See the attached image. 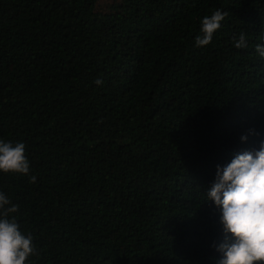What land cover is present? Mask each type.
Masks as SVG:
<instances>
[{"label":"trees","instance_id":"16d2710c","mask_svg":"<svg viewBox=\"0 0 264 264\" xmlns=\"http://www.w3.org/2000/svg\"><path fill=\"white\" fill-rule=\"evenodd\" d=\"M262 28L264 0H0V140L31 166L0 191L28 264H215L206 190L264 140Z\"/></svg>","mask_w":264,"mask_h":264},{"label":"clouds","instance_id":"9594fccd","mask_svg":"<svg viewBox=\"0 0 264 264\" xmlns=\"http://www.w3.org/2000/svg\"><path fill=\"white\" fill-rule=\"evenodd\" d=\"M226 15L217 9L202 18L196 47L212 42ZM260 39L264 40V35ZM233 41L237 49L248 47L243 32ZM255 51L264 59V44H257ZM93 82L98 86L103 83L100 78ZM250 132L256 134L254 130ZM25 148L22 142L13 145L0 140V173L29 176L31 166ZM35 181L36 176L31 175L29 182ZM206 201L213 202L219 210L222 230L221 242L212 245L219 253L215 264H264V140L259 141L258 149L244 150L226 165H217L215 179L206 190ZM18 211L19 206L0 191V264H28L30 257L38 255L33 236L23 233L12 215Z\"/></svg>","mask_w":264,"mask_h":264}]
</instances>
